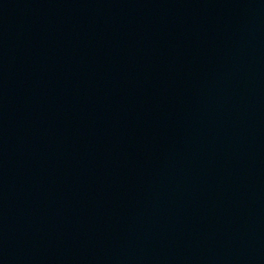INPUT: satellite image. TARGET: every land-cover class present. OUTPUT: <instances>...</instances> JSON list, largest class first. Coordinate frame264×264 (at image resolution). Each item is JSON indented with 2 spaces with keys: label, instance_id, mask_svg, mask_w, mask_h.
Segmentation results:
<instances>
[{
  "label": "water",
  "instance_id": "1",
  "mask_svg": "<svg viewBox=\"0 0 264 264\" xmlns=\"http://www.w3.org/2000/svg\"><path fill=\"white\" fill-rule=\"evenodd\" d=\"M0 264H264V0H0Z\"/></svg>",
  "mask_w": 264,
  "mask_h": 264
}]
</instances>
